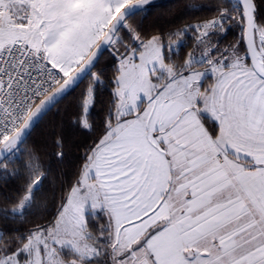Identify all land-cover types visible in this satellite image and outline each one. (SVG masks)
<instances>
[{
  "label": "snow or ice",
  "instance_id": "snow-or-ice-1",
  "mask_svg": "<svg viewBox=\"0 0 264 264\" xmlns=\"http://www.w3.org/2000/svg\"><path fill=\"white\" fill-rule=\"evenodd\" d=\"M262 4L217 0L212 18L165 34L145 33L134 22L162 6L156 0H0V176L19 174L7 164L30 130L20 108L43 90L42 77L48 87L65 79L61 93L89 77L83 116L103 86L95 69L104 53L118 64L104 131L83 158L86 175L48 225L0 248V264H63L66 252L71 264H141V253L144 264H264ZM233 25L239 37L221 47ZM189 32L194 47L177 71L172 55ZM149 67L160 75L145 81ZM165 77L166 87L157 88ZM20 92L24 101L13 103ZM78 124L92 129L86 118ZM89 208L93 219L104 216L94 243ZM161 218L168 223L148 224ZM131 229L139 233L122 241Z\"/></svg>",
  "mask_w": 264,
  "mask_h": 264
},
{
  "label": "trees",
  "instance_id": "trees-1",
  "mask_svg": "<svg viewBox=\"0 0 264 264\" xmlns=\"http://www.w3.org/2000/svg\"><path fill=\"white\" fill-rule=\"evenodd\" d=\"M156 2L162 6L152 7L143 17L137 16L134 20L135 23L140 24L145 33L167 34L178 28L202 23L205 19L215 16L217 0H159ZM226 2L231 3L230 0ZM257 2L259 3L260 0ZM189 4L199 5L202 10L193 12L187 8ZM260 17L264 19V4L261 5ZM239 35V28L235 25L231 26L228 35L220 40V46L234 43ZM192 40V33L183 37L185 46L178 50L179 55H172L177 71L183 66L185 53L194 47ZM116 69L117 64L112 61L109 52L106 51L95 69V71L103 72V86L97 89L95 103L90 110L81 116V94L90 83L89 77H86L39 118L25 141L22 142L19 156L14 157L13 161L7 164L8 171H18L19 174L11 178L0 176V231L5 233L0 240V248L5 247L7 241H15L16 237L26 234L36 226L48 225L56 215L63 199L69 195L68 190L77 179H80L83 158L104 131L103 122L109 101L112 99L110 82L117 74ZM202 69L204 67L194 70ZM85 118L92 125L91 131L84 130L78 124L79 119ZM60 139L63 140L62 149L57 148V141ZM61 150L64 153L63 158L57 159V153ZM29 164L32 167L26 168L25 166ZM40 176H44L45 179L33 191L31 186ZM28 192H31L30 201L24 205L20 213L13 212L20 207L23 197ZM89 218L90 231L94 236L99 235L95 227L104 220V216L101 215L99 220L93 219L92 216Z\"/></svg>",
  "mask_w": 264,
  "mask_h": 264
},
{
  "label": "rangeland",
  "instance_id": "rangeland-1",
  "mask_svg": "<svg viewBox=\"0 0 264 264\" xmlns=\"http://www.w3.org/2000/svg\"><path fill=\"white\" fill-rule=\"evenodd\" d=\"M230 1H231V0H230ZM129 2H131V0H129ZM194 25H196V24H193V25H191V26H194ZM187 35H191V32H189ZM224 47H225V46H224ZM117 67H118V64H117ZM205 67H206V66H205ZM166 70H167V66H166ZM150 74H151L153 77L160 75V69H159V67H157L156 69H152L151 67H149L147 70L143 71L142 78H143L145 81H147V79L149 78V75H150ZM166 80H167V77H165L164 79L159 80V82L157 83L156 87H157V88H160V87H166ZM210 83H211L210 81H206V86H208ZM173 87H175V86H173ZM153 94H155V93L153 92ZM141 107H147V105H146V104H145V105H141ZM83 175H86V173H83ZM83 175L80 177V179L83 178ZM35 182H36V181H35ZM35 182H33L32 186H31V189H32V190H33V188L35 187ZM86 183H87V185H88L89 187H91V188H95V187H97V184H98V182H96V181H86ZM36 188H38V187H36ZM36 188H35V189H36ZM30 199H31V192H28V193L23 197V200H22V203H21L20 207H18L17 209H14L13 212H15V213H20V212L23 210L24 205H26V204L30 201ZM88 212H89V216H92L93 209L89 208V209H88ZM167 223H168V221H167L166 219L161 218V219L159 220V223H156L155 225H153V228H159V227H161V226H163V225H165V224H167ZM241 223H243V221H241ZM133 230H134V229H131V230H129V231H133ZM144 235H147V232H146ZM98 236H99V235H95V236L93 235V240L90 241V243H94V242H95V239H97ZM125 237H127L126 234H124V235L121 237V240H122V241L125 240ZM141 238H143V236H141ZM107 239H109V237L106 235V236H105V240H107ZM0 240H1V239H0ZM97 247H100V248L102 249L103 252H107V251H108V248H107L106 246H104V245H97ZM2 248H3V246H2ZM139 255H140V257H141V264H144V254L141 253V254H139ZM64 256H65V259H64V261H63V264H71V259H70L71 254L66 252V253L64 254ZM101 259H102V260H106L107 257L102 256Z\"/></svg>",
  "mask_w": 264,
  "mask_h": 264
},
{
  "label": "water",
  "instance_id": "water-1",
  "mask_svg": "<svg viewBox=\"0 0 264 264\" xmlns=\"http://www.w3.org/2000/svg\"><path fill=\"white\" fill-rule=\"evenodd\" d=\"M159 1V0H156ZM87 76H84L80 79L77 85H79ZM66 80H64L58 87H56L51 93H49L44 99H42L31 111L32 116L28 117L22 127L29 126L31 130L35 123L45 114L52 106H54L64 95H66L73 88L61 93V89L64 88ZM61 93V94H58ZM29 130V132H30Z\"/></svg>",
  "mask_w": 264,
  "mask_h": 264
},
{
  "label": "built area",
  "instance_id": "built-area-1",
  "mask_svg": "<svg viewBox=\"0 0 264 264\" xmlns=\"http://www.w3.org/2000/svg\"><path fill=\"white\" fill-rule=\"evenodd\" d=\"M65 79H56L51 82V87L47 86L46 77H42V88L40 92H34L30 95L29 100L27 101V107L20 108L21 119L24 120L28 116V113L32 111L37 103L44 99L49 93H51L56 87H58ZM24 101V93L20 92L16 95L13 100V103L19 104ZM7 139V137L5 138Z\"/></svg>",
  "mask_w": 264,
  "mask_h": 264
},
{
  "label": "crops",
  "instance_id": "crops-1",
  "mask_svg": "<svg viewBox=\"0 0 264 264\" xmlns=\"http://www.w3.org/2000/svg\"><path fill=\"white\" fill-rule=\"evenodd\" d=\"M205 70V68L204 69H202V70H197V71H204ZM81 176H82V174H81ZM80 176V177H81ZM148 224H151L152 226L153 225H155L156 223H154L153 221H149L148 222ZM147 224L146 225H144V226H141V227H143V228H147ZM137 233H139V229H134L133 231H129V233H126V235L127 236H130V235H133V234H137ZM146 233V231L143 233V235Z\"/></svg>",
  "mask_w": 264,
  "mask_h": 264
}]
</instances>
